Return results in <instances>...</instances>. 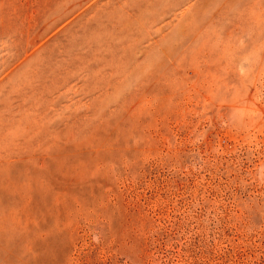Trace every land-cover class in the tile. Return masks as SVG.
Returning <instances> with one entry per match:
<instances>
[{"label":"rangeland","instance_id":"rangeland-1","mask_svg":"<svg viewBox=\"0 0 264 264\" xmlns=\"http://www.w3.org/2000/svg\"><path fill=\"white\" fill-rule=\"evenodd\" d=\"M0 264H264V0H0Z\"/></svg>","mask_w":264,"mask_h":264}]
</instances>
